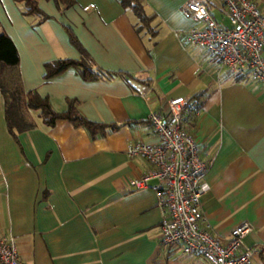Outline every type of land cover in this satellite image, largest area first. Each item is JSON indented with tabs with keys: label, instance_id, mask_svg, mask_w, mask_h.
<instances>
[{
	"label": "crops",
	"instance_id": "obj_1",
	"mask_svg": "<svg viewBox=\"0 0 264 264\" xmlns=\"http://www.w3.org/2000/svg\"><path fill=\"white\" fill-rule=\"evenodd\" d=\"M185 1L141 0L153 18L137 32L135 15L119 0H74L62 9L37 0L49 16L37 25L12 0H0V28L18 51L22 88L46 97L54 111L74 99L85 118L120 125L90 138L64 119L45 126L29 110L35 125L16 142L0 93V237L14 238L26 264H208L160 242L153 181L129 185L151 166L128 156L126 145L156 142L148 115L176 96L188 99L182 125L208 164L202 178L209 189L199 203L205 221L221 238L249 223L243 242L257 248L251 264H264V88L184 40L192 24ZM254 1L264 12V0ZM208 8L227 22L219 0ZM68 29L94 65L116 74L84 80L70 67L44 80L45 62L79 58Z\"/></svg>",
	"mask_w": 264,
	"mask_h": 264
},
{
	"label": "built area",
	"instance_id": "obj_2",
	"mask_svg": "<svg viewBox=\"0 0 264 264\" xmlns=\"http://www.w3.org/2000/svg\"><path fill=\"white\" fill-rule=\"evenodd\" d=\"M213 0H186L182 13L191 21L184 40L213 54L222 67L243 75L264 88V12L254 0H219L226 23L209 12ZM188 99L176 96L167 101L163 112L152 111L148 122L157 141L130 142L128 156H140L150 169L130 186H149L160 209V242L177 247L183 255H198L208 264H251L257 248L244 244L251 226L243 222L221 238L211 232L199 208L200 197L208 191L203 180L208 164L198 153L193 136L182 125V110ZM197 112L195 105L190 104ZM0 264H26L11 236L0 237Z\"/></svg>",
	"mask_w": 264,
	"mask_h": 264
},
{
	"label": "trees",
	"instance_id": "obj_3",
	"mask_svg": "<svg viewBox=\"0 0 264 264\" xmlns=\"http://www.w3.org/2000/svg\"><path fill=\"white\" fill-rule=\"evenodd\" d=\"M21 5V14L25 17H34V24H39L49 16L40 8L37 0H15ZM58 9L71 5L74 0H53ZM124 8H129L135 15L137 24L135 30L150 29L153 15L147 14L141 0H119ZM70 43L78 50L79 58H57L44 63L43 79L48 80L66 70L74 68L84 80L109 78L116 74L114 71L103 70L94 65L89 53L82 47L74 34L68 29ZM18 51L9 35L0 30V93L3 98L4 119L8 133L18 142L17 135L34 127L35 123L29 116V110H36L45 126H51L56 120L64 119L74 126L83 127L90 138L104 136L114 131L120 125L91 121L82 116L76 108L74 99L67 101L64 111H54L46 97L40 96L36 90L25 91L22 88L18 71ZM191 101V100H190ZM198 101V100H197ZM197 104V103H195Z\"/></svg>",
	"mask_w": 264,
	"mask_h": 264
},
{
	"label": "rangeland",
	"instance_id": "obj_4",
	"mask_svg": "<svg viewBox=\"0 0 264 264\" xmlns=\"http://www.w3.org/2000/svg\"><path fill=\"white\" fill-rule=\"evenodd\" d=\"M12 1L14 2L16 7L18 8L19 12L21 13V9H20L21 5L19 3H17L15 0H12ZM0 22H1V20H0ZM0 25H1V23H0ZM0 30H1V28H0ZM34 113H36V111Z\"/></svg>",
	"mask_w": 264,
	"mask_h": 264
}]
</instances>
